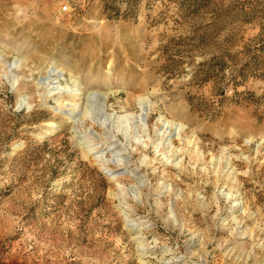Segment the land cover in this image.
<instances>
[{"label": "rangeland", "instance_id": "374dc122", "mask_svg": "<svg viewBox=\"0 0 264 264\" xmlns=\"http://www.w3.org/2000/svg\"><path fill=\"white\" fill-rule=\"evenodd\" d=\"M0 264H264V0H0Z\"/></svg>", "mask_w": 264, "mask_h": 264}, {"label": "bare ground", "instance_id": "6f19581e", "mask_svg": "<svg viewBox=\"0 0 264 264\" xmlns=\"http://www.w3.org/2000/svg\"><path fill=\"white\" fill-rule=\"evenodd\" d=\"M62 73V72H61ZM59 89V88H58ZM143 99V98H142ZM146 100V99H145ZM143 101V100H142ZM139 102V101H138ZM144 103H146V102H144ZM143 104V103H142ZM140 106H141V103H140ZM144 106V105H143ZM146 106V105H145ZM142 107V106H141ZM143 109H144V107H143ZM141 110V109H140ZM168 123H169V121H168ZM173 125V124H172Z\"/></svg>", "mask_w": 264, "mask_h": 264}]
</instances>
